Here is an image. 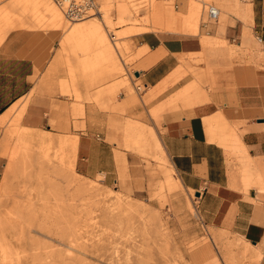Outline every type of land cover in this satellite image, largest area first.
I'll return each instance as SVG.
<instances>
[{
  "label": "rangeland",
  "instance_id": "374dc122",
  "mask_svg": "<svg viewBox=\"0 0 264 264\" xmlns=\"http://www.w3.org/2000/svg\"><path fill=\"white\" fill-rule=\"evenodd\" d=\"M99 1L92 17L71 23L52 0H0V40L16 28L52 33L70 76V87L60 85L58 91L73 100L66 129L24 127L18 106L11 119L0 125L4 162L0 264H260L256 247L206 222L198 196L178 182L155 128L161 110L149 108L153 96L143 95V86L137 89L138 83L133 82V62L140 53L131 52L128 39L143 31L196 43L197 51L179 58L177 72L163 87L182 78L186 85L167 102L187 107L206 95L210 98L222 83L228 86L233 67H247L264 77V33L243 16L252 6L257 19H262L264 4L260 0ZM207 4L220 14L217 21L202 27ZM189 6L197 10L196 35L180 30L179 17ZM51 9L61 17L57 29L45 15ZM88 22L100 34H69ZM78 71L86 83L100 79L95 95L82 97L72 86ZM83 101H94L107 115V133L102 138L114 159L107 178L103 174L86 177L75 168V130L84 127ZM131 106H139V111L128 113ZM226 127L220 124L217 130ZM224 141L230 173L239 177L243 187L256 188L264 199V161L253 162L239 136L229 135ZM243 249L247 253L239 252Z\"/></svg>",
  "mask_w": 264,
  "mask_h": 264
},
{
  "label": "crops",
  "instance_id": "0c3cea01",
  "mask_svg": "<svg viewBox=\"0 0 264 264\" xmlns=\"http://www.w3.org/2000/svg\"><path fill=\"white\" fill-rule=\"evenodd\" d=\"M261 2L264 4V0ZM188 10L189 7L179 17L182 34H186ZM157 11L162 14L160 9ZM255 13L248 6L243 16L264 33V12L260 20ZM137 33L128 39L131 52L140 53L133 62V82L138 83L137 89L139 84L143 86V95L153 96L149 108L161 110L155 128L178 182L199 193L198 204L206 222L239 235L247 243L254 241L253 246L262 257L260 264H264V199H260L256 188L243 187L239 177L230 173L226 156L229 150L224 141L226 136H239L251 160L264 161V77L247 67H233L229 85L222 83L210 98L206 95L204 100L187 107L168 103V98L186 84H182L181 78L163 87L177 72L179 58L197 51L196 43L162 33ZM54 46L52 33L40 29H12L0 40V125L11 119L13 109L18 106L16 109L22 110L20 124L24 127H69L68 108L73 100L58 88L70 87V76ZM75 76L77 80L72 86L82 97L91 92L95 95L101 88L99 78L86 83L79 71ZM83 103L84 127L75 130L78 137L75 168L86 177L103 174L107 178L114 166L111 148L102 138L107 133V115L94 101ZM138 111L139 106L127 109L128 113ZM3 116L5 120L1 119ZM78 119L81 124V118ZM220 124L229 127L219 131ZM3 165L0 158V169Z\"/></svg>",
  "mask_w": 264,
  "mask_h": 264
},
{
  "label": "built area",
  "instance_id": "2783aa9c",
  "mask_svg": "<svg viewBox=\"0 0 264 264\" xmlns=\"http://www.w3.org/2000/svg\"><path fill=\"white\" fill-rule=\"evenodd\" d=\"M57 7L62 11L64 18L69 22L79 21L91 16L98 11L99 0H53ZM177 7V5L175 4ZM204 16L201 18L202 27H207L217 21L219 11L214 5H205ZM92 12V13H91ZM261 41V38H259Z\"/></svg>",
  "mask_w": 264,
  "mask_h": 264
},
{
  "label": "bare ground",
  "instance_id": "6f19581e",
  "mask_svg": "<svg viewBox=\"0 0 264 264\" xmlns=\"http://www.w3.org/2000/svg\"><path fill=\"white\" fill-rule=\"evenodd\" d=\"M40 0H32V3H39ZM53 1V0H52ZM54 3V1H53ZM100 3V1H99ZM55 4V3H54ZM56 5V4H55ZM57 6V5H56ZM59 9V8H58ZM218 9V8H217ZM60 10V9H59ZM99 10V9H98ZM61 11V10H60ZM196 7L194 6H189V10H188V13H187V17L185 18V23H184V30L186 32H191L193 34H195L198 30V26H197V20H196ZM219 11V14H220V10L218 9ZM100 12V11H99ZM98 12V14L100 15V13ZM62 13V11H61ZM45 15L49 18V20L52 22V26L53 27H56V28H59L62 26V21H61V17L60 15L58 14V12H56L55 10L51 9L50 11L49 10H46L45 11ZM63 15V13H62ZM93 15L91 14V16L89 17H92ZM64 17V16H63ZM88 17V18H89ZM85 19V18H84ZM83 20V19H81ZM79 20V21H81ZM69 22V21H68ZM75 22H78V21H75ZM72 23V22H71ZM93 23L92 22H88L86 23L85 25H81V26H78L77 28H74V29H70L69 30V34L72 35V36H78V35H86V34H100V29H98L97 31H95L93 29ZM98 28V27H97ZM96 28V29H97ZM68 30V28L66 29ZM130 31V30H129ZM140 32V31H138ZM137 33V31L135 32ZM128 35V34H126ZM259 40V39H258ZM260 41V40H259ZM113 44V43H112ZM108 50V49H107ZM109 51V50H108ZM2 120H5L6 119V116H3L1 118ZM56 144V143H55ZM227 240V239H226ZM234 244V242H233ZM236 244V243H235ZM237 246V245H236ZM233 248V247H232ZM239 248V247H237ZM240 253H247L246 249H243V250H240L239 251ZM247 255V254H246ZM245 255V256H246Z\"/></svg>",
  "mask_w": 264,
  "mask_h": 264
},
{
  "label": "water",
  "instance_id": "95a60500",
  "mask_svg": "<svg viewBox=\"0 0 264 264\" xmlns=\"http://www.w3.org/2000/svg\"><path fill=\"white\" fill-rule=\"evenodd\" d=\"M195 195H196V196H199V193H198V192H196V193H195ZM252 244H255V242H254V241H252Z\"/></svg>",
  "mask_w": 264,
  "mask_h": 264
}]
</instances>
